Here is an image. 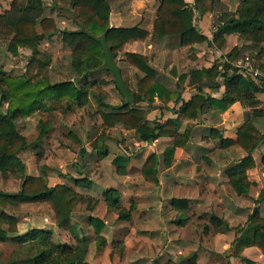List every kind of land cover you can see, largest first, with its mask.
Masks as SVG:
<instances>
[{
    "label": "crops",
    "instance_id": "0c3cea01",
    "mask_svg": "<svg viewBox=\"0 0 264 264\" xmlns=\"http://www.w3.org/2000/svg\"><path fill=\"white\" fill-rule=\"evenodd\" d=\"M106 1L110 5L109 24L111 26H137L148 31L144 40L127 41L113 57L126 87L133 92V100L128 102L129 105L146 109V120L150 125L155 122H171L168 127L171 130L150 140H143L136 128L121 122L113 125L110 128V136L104 141L107 148L109 140L116 137L113 133L115 127L128 131L134 130L137 134L134 141L137 148L129 152L115 153L116 155L112 157V162L115 163H113L115 171L117 162L114 161V158L116 156L123 158L121 163L124 172L122 174L117 172V179L121 177L123 178L121 180H128L133 187L131 185L128 187L127 184L122 190L123 192L111 184L105 188L117 189L119 192L117 204L122 203L123 196L127 191L132 196L141 194L142 200L145 196L147 202L136 203L137 200H134L133 204L132 199H130L128 217L134 219L135 222L142 211L147 212V214L144 213L143 221H141L144 226L142 232L146 234L145 242H148L149 245L153 244L157 250H161V255L164 253L163 256H166L160 261L161 264H202V257L205 258L204 264H212V256L215 254L213 250H225L226 263L228 261L245 264L243 258H247L253 264H264V254L255 245L245 246L239 255L232 254L231 248L237 235L235 227L244 224L252 211V209L246 208L249 206L247 201L256 200L260 190L264 188V167L261 158L264 155V139L251 152L253 164L244 169V175L240 173V182L248 183L246 190L234 187L231 181L238 177L237 171L241 169V159L247 152L237 143L226 142L228 138L236 139L239 127L246 120H250L259 133L264 135V86L245 74L237 65L238 59L248 56L264 66V42H256L242 34V31L251 28L247 21L238 19L225 22L226 18L235 12L241 0H219V3L212 5L209 3V10L202 12L194 7V0H185L193 12L192 24L206 36L204 40L191 43L182 42L179 34L154 35V21L158 15L161 0ZM42 4L44 9L45 5ZM49 4V13L42 14L39 18L43 16L53 17L57 29L44 34L37 44L38 49L50 57L48 81L54 83L71 80L80 91H84V95L79 101L71 102L69 109L72 112L57 111L55 114L52 113L51 107L56 101L53 97L47 98L41 109L51 118L49 120L43 118L48 122V129L39 146L45 148V152L50 150L54 152L49 157L52 162H44L43 164L53 166L58 163L64 172L65 160L61 154L64 150H70V147L74 150L75 145L81 149L85 148L86 152H91L92 145L89 137L94 135L91 139L95 144V136L100 132L102 121L100 115V119L93 120L92 123H97L99 132L95 133L96 129L94 128V134H92L89 129H82L78 125L71 126L73 121H69L68 115L82 114L84 110L81 113V108L83 109L84 105L87 104L102 105V109L98 112L109 111L111 110L109 105L121 103V97L115 93L112 87L115 86L117 92L122 93L117 88L113 80L114 75L110 70L104 69L103 66H96L83 71L74 65L71 49L63 41V30L75 29L79 24L74 19L71 8L59 7L55 3ZM225 11L227 14L224 17L223 12ZM221 24L224 28V42L221 46H217L213 42V38L217 27ZM37 28L39 29V27ZM19 49L25 52L29 50L27 47H20ZM233 49L237 51L234 56L232 55ZM125 51L137 52L146 56L147 64L154 70L156 79L168 90L176 92L177 97L166 98L155 94L151 101L136 100L134 93L137 90V78L143 76L144 71L127 62L124 56ZM213 64L217 65L216 75L201 76L195 73V70L210 67ZM234 72L240 73L254 83L248 92L245 91L246 95L249 94L245 98V102H242L240 96H236L231 102L221 100L225 94L226 85L231 83L228 78ZM100 79H103L104 82L101 83ZM105 91L107 94L105 93L104 96L93 94V92L101 94ZM194 94L203 95L205 100L197 107V114L187 113L186 115L181 109L182 103ZM62 100L66 101L65 99ZM224 104L226 106L223 108L222 105ZM40 118L42 117L37 116L33 119L34 131L36 129L35 124ZM86 118L89 120V116ZM174 132L183 134L185 137V139L182 138L184 141L182 145L176 143ZM74 137H77L79 142H74ZM128 146L130 148V145ZM151 153L157 155L155 170L157 183L146 179L142 174V165ZM234 153L239 155L234 156ZM99 154L105 157L109 152ZM132 173H138V175L133 176ZM71 174L82 176L79 173L77 175ZM47 176H51V180L54 181L49 182L50 184L65 183L76 190L80 196L84 191L93 190L90 186L76 185L73 180L70 182L64 178L61 179L59 176L55 177L53 173L47 174ZM88 178L92 179L91 177ZM252 184L260 185L258 193L251 192ZM225 185L230 186L231 192L229 193L232 194L228 198V205L223 202L226 197L220 192ZM143 188L145 194L138 193ZM104 194L105 190L102 197L107 205ZM210 200L215 201L213 208L210 204L208 205ZM29 204H31V210H27L28 208L25 207L28 206V203L17 204L11 201L5 206L8 213H13L18 218L17 231L10 232L11 236L24 233L34 227L46 229L51 235L63 231V228L55 223L52 209L46 208L48 206L45 205L46 202ZM117 204L114 206L116 207ZM225 205L229 207L227 211ZM8 206L13 207V209L9 210ZM92 207V203L89 207L85 205L83 210L81 208V214L89 209L91 211ZM208 211H210L209 219L213 221L216 228L209 229V236L203 242L200 241L198 232L201 227L202 213ZM73 214L74 210L72 209L70 229H66L64 232H73L72 235L76 239L84 236L88 241V234L80 233L82 231L81 223H77ZM88 214V216L94 215L101 219L104 223L102 227L106 225V219L102 216L95 215L93 212ZM243 214H245L244 217ZM212 215H215L217 219L212 218ZM118 218H120L119 221L125 220V217L118 216ZM239 218L242 222L234 223ZM24 221L28 226L22 228ZM221 225H225V228H219ZM135 226H137L136 223L132 227L133 230H136ZM59 243H66V241ZM67 244L73 245V241ZM85 255L84 253L83 264H85ZM139 259L140 257L128 264H141Z\"/></svg>",
    "mask_w": 264,
    "mask_h": 264
},
{
    "label": "trees",
    "instance_id": "16d2710c",
    "mask_svg": "<svg viewBox=\"0 0 264 264\" xmlns=\"http://www.w3.org/2000/svg\"><path fill=\"white\" fill-rule=\"evenodd\" d=\"M218 2L219 0H194V7L201 12L207 11L210 8L209 3L212 5ZM54 3L59 7L71 8L73 17L79 24L75 29L63 30V41L70 47L72 62L79 70L86 71L104 64V52L100 40L96 37L97 35L103 34L112 58L127 41L144 40L148 35L146 29L137 26H111L109 24L110 5L106 0H54ZM160 3L158 15L154 21L155 36L166 33L179 34L184 43L206 39V36L192 24L193 12L185 0H161ZM24 8L26 12L13 13L22 8L17 0H12L10 9L2 12L0 16L3 28L12 34L8 49L15 54L19 47L30 48V55L22 73H2L0 75V84H3L5 89V92H2V87H0V101H7L6 109L0 111V136L4 135V140L0 142V169L15 167L16 165L23 167L18 150L28 147V145L38 146L48 129V122L39 119L37 123L38 138L29 142L18 129L16 117H25L40 111L45 100L50 97L56 101L65 99L72 102L79 101L84 95V91H80L71 80L54 83L48 81L47 67L50 57L40 51L37 44L44 34L57 29L56 22L50 16L39 18L40 10L43 8L40 0H27ZM31 11L35 12L32 14ZM225 14L227 13H224V17ZM238 19L247 21L251 26L250 29L242 31L243 35L256 42H264V0H241L235 12L228 16L225 22ZM223 32L224 28L221 24L217 27L213 38V42L217 46H221L224 42ZM236 53L237 51L233 49L232 55L234 56ZM124 56L127 62L144 71V75L137 78V90L134 93L136 100L151 101L155 94L166 98L177 97L176 92L168 90L156 79L154 70L147 64L146 56L129 51H125ZM216 68L217 65L213 64L210 67L195 70V73L201 76H214L217 72ZM228 81L232 84L226 85L227 88L221 100L231 102L236 96H240L242 102H245V98L249 96L248 93L246 95L245 91L248 92L254 83L237 72H234ZM93 94L103 96V93L93 92ZM124 100L120 104L109 105L111 108L109 111H100L101 129L94 144L99 153L107 152L104 141L110 136V128L117 122L136 128L143 140H150L171 130L168 128L171 122H155L150 125L146 120V109L131 106ZM204 100L203 95L194 94L182 103L181 109L186 115L187 113L197 114L196 109ZM225 106L226 104L222 105L223 108ZM174 135L176 143L182 145L184 143L183 134L174 132ZM263 139L264 135L259 133L250 120L244 121L239 127L236 139H226L227 143H237L247 152L241 159V169L237 171L238 177L231 181L234 187L246 190L248 183L240 182V173L244 175V169L253 164L251 152ZM223 140L225 139L223 138ZM122 159L121 156L114 158V161L117 162L116 171L119 174L124 172ZM262 163L264 165V155ZM156 166V153H151L142 165L143 176L155 183L158 182L155 172ZM22 177L18 190L12 192L0 190V242L13 240L21 244L28 243L30 245L29 250L32 251H29L24 257L12 258L5 264H47L51 259L55 260V264H83L86 250L84 236L78 237L76 245L72 246L67 243L49 242L50 232L37 227L14 236L9 234V232L17 230V218L16 215L3 209L7 202L47 201L53 210L55 223L59 227L69 228L72 208L80 197V194L69 185L65 183L50 185L40 174L24 173ZM70 178L76 185L88 186L91 183L90 179L84 175H70ZM104 195L110 208L119 201L118 192L114 188L105 189ZM263 200L264 188L260 190L256 202L259 203ZM118 216L121 218L128 217V212L119 213ZM212 218L217 219L215 215H212ZM89 220L98 233L104 225L103 221L94 215H90ZM4 223L7 224L6 227H4ZM235 229L237 235L232 242V254L239 255L241 250L248 245L257 246L264 254V214H261L257 207L252 209L245 223L237 225ZM98 236L99 241H104L102 235ZM243 259L245 264H253L251 260Z\"/></svg>",
    "mask_w": 264,
    "mask_h": 264
},
{
    "label": "rangeland",
    "instance_id": "374dc122",
    "mask_svg": "<svg viewBox=\"0 0 264 264\" xmlns=\"http://www.w3.org/2000/svg\"><path fill=\"white\" fill-rule=\"evenodd\" d=\"M12 0H0V16L1 13L4 11H8L10 9ZM19 3V6H21L22 9L16 10V12L13 13H21L26 12V9L24 8L25 4L27 3V0H17ZM40 3H44L45 8H41L39 16H42V14H47L48 7L50 6L49 3H54V0H40ZM219 3V2H218ZM43 5V4H42ZM223 10V8H220ZM28 12V11H27ZM35 11H31L33 14ZM223 13H226L223 12ZM3 24L0 21V75L2 73H11V74H18L22 73L25 69V65L27 63V60L30 55V48L28 52H25L24 50H21L18 48L17 53H12L8 49V44L11 38V33L7 32L8 30H5L2 26ZM25 47V46H23ZM44 53V52H43ZM256 64H260V62L255 61ZM50 65V59L49 64ZM48 67H47V73H48ZM52 78V77H51ZM48 79V76H47ZM101 83H103V79H100ZM0 87H2V92H5L3 84H0ZM120 97V102H123L124 95L119 94L117 92V89L115 86L112 87ZM106 91L103 93V96L105 95ZM107 94V93H106ZM133 100V99H132ZM131 102V101H130ZM129 102V103H130ZM127 103V104H129ZM70 104L69 101H55L53 106L51 107L52 113L55 114L57 111H63V112H72L70 110ZM7 106L6 100L0 101V111L5 110ZM102 109V105L100 104H87L84 105L83 109L84 112L82 114L77 115H68L69 121H73L71 126L78 125V127L82 129H89V131L94 134V128L96 129V132H99V128H97V123H92L93 120L100 119V112L99 110ZM80 112V111H78ZM77 112V113H78ZM35 114V115H34ZM41 116L43 118L49 120L51 117L47 116L43 110L36 111L32 113L29 116H18L16 117V124L18 129L23 133L27 140L29 142H32L36 140L38 137V127L37 123L35 124V131L34 128V117ZM89 116V120H87L86 117ZM29 117V118H28ZM54 117V116H53ZM85 117V118H84ZM91 121V122H89ZM87 123V124H85ZM68 125V124H66ZM68 127H70L68 125ZM76 127V128H78ZM79 129V128H78ZM114 136L112 140H109V146L107 148V152H109L108 155L105 157L100 156L97 149L93 148V139L91 137H94V135L90 136L91 140V152H86V149H81L78 147V145H75V149L73 150L70 147V150H64V152L61 154V157L63 160H65V163L63 165L64 172H62L61 167L58 163L54 164L53 166H50L48 164H43L44 162H52L49 160V157L54 154L52 150L45 152V148L41 146H32L28 145V147H23L18 150V155L21 159V162L23 163V167H20V165H16L15 167H9L5 169H0V190L3 191H16L18 190L20 183L23 179L24 173L29 174H40L44 177V179L48 182V184L54 182L51 180V176H47V174L53 173L54 176H59L61 179H67V181L72 182V179L70 178V175L73 176L74 173L77 175V173L81 175H86L87 177H91L92 179L90 183V187H92L93 190L90 191H84L82 192V196H80L77 201L75 202L73 206L74 214L73 217L76 219L77 223H81V229L82 231L80 233L88 234V241H86V250H85V264H128L132 262V260L137 259L140 257L139 261L141 264H161L160 261H162L166 256H163L164 253L161 255L160 251L157 250V248L153 244H148V242H145V236L146 234L142 232L143 225L141 221H143L144 213L147 214L146 211H142L138 219L134 222V219H131V217H125V220H120L118 218L119 213H127L128 212V206L130 203V199H132L133 204L134 200H137L136 203L141 202H147V199L142 200L143 197L139 196H132L129 195V191L124 194L123 201L120 204H117V206H110L106 205L104 203L102 194L104 190L106 189L108 185H115L119 188L120 192H123L124 188L127 186L130 187V183L128 180H121L123 178L117 179V171H115V163L112 162L113 155H116L121 152H129L130 150H134L137 148V144L135 141L136 139V132L134 130L128 131L126 129L122 130L120 127L114 128ZM74 135V134H73ZM98 135V133H97ZM96 135V136H97ZM95 136V137H96ZM69 138L68 136H66ZM75 138V137H74ZM4 140V135L0 136V142ZM71 140V139H70ZM79 142L78 138L76 137L74 142ZM130 145V148L129 146ZM41 150V151H39ZM86 152V153H85ZM88 153V154H87ZM116 153V154H115ZM238 156V153H234V156ZM259 159V156L257 157ZM262 158V157H261ZM114 163V164H113ZM41 164V166H40ZM264 167V165H263ZM77 172H76V171ZM67 175V176H64ZM116 175V176H115ZM132 175L136 176L138 173H132ZM64 176V177H63ZM130 179V178H129ZM135 179V178H134ZM50 182V183H49ZM126 184V185H125ZM53 185V184H50ZM132 186V185H131ZM139 186V185H138ZM133 187V186H132ZM123 188V189H122ZM251 192L252 193H258L260 189V185L258 184H252L251 185ZM117 190V189H116ZM118 192V191H117ZM223 195H225V199H223V202L229 203V197L232 195L229 192H231V188L229 185H225L221 191ZM145 194V190L143 188L140 189V192ZM147 193V191H146ZM119 194V192H118ZM131 196V197H129ZM233 197V196H232ZM225 200V201H224ZM11 201L7 202L5 206L10 203ZM36 202H42V201H36ZM45 205L46 208L50 207V204L47 201ZM119 202V201H118ZM117 202V203H118ZM17 204H26L28 203L27 210H31V204L29 203H35V202H15ZM92 203V209L91 211H85L81 214V208L83 210V207L86 205L89 207V205ZM215 201H208V205L210 204L211 208L214 207ZM249 206H247V209H253L254 207H257L259 212L264 214V200L260 203L256 202L255 199H250L247 201ZM119 205V206H118ZM225 205L226 211L229 209V207ZM5 206H3V209L6 211ZM1 209V206H0ZM9 210H12L13 207L8 206ZM52 209V208H51ZM23 211V210H22ZM35 211V209H34ZM53 211V210H52ZM48 212V211H47ZM93 212L95 215L102 216L106 219V225L100 229V231L97 233L92 225V223L89 222V214ZM50 214V212H48ZM87 213V214H85ZM209 213L203 212L202 213V222H200V230L198 232L200 241H205V238L209 236V229L216 228V225H214L213 221L209 219ZM13 214V213H12ZM15 215V214H14ZM245 214H243V217ZM54 217V213H53ZM17 218V216H16ZM18 219V218H17ZM119 219V220H118ZM243 219V218H242ZM237 219L234 221L241 223L242 220ZM18 222V220H17ZM134 223H136L137 226H135L136 230H133ZM133 224V225H132ZM4 227H6V223L3 224ZM26 221L22 223V228L26 227ZM63 228V227H61ZM219 228H225V225H221ZM68 230L69 228H63V231H59L58 233L50 234L49 242L52 243H59L60 241H66V243L70 242L75 246L77 243V239L73 237V232H64V230ZM17 231V230H16ZM10 233V232H9ZM78 232V234L80 235ZM145 234V235H144ZM98 235H104V241H99ZM75 239V240H73ZM29 244H21L13 240H6L3 242H0V264L7 263L10 259L15 257H24L28 254L29 251ZM36 246H42V245H36ZM215 254H213V263L212 264H236L234 262L230 263L225 259V250L217 251L213 250ZM217 251V252H215ZM56 256V255H55ZM151 259V260H150ZM204 257L201 258V263L204 261ZM47 264H55V260L51 259L47 262Z\"/></svg>",
    "mask_w": 264,
    "mask_h": 264
},
{
    "label": "water",
    "instance_id": "95a60500",
    "mask_svg": "<svg viewBox=\"0 0 264 264\" xmlns=\"http://www.w3.org/2000/svg\"><path fill=\"white\" fill-rule=\"evenodd\" d=\"M96 37L100 40L101 46H102V49L104 52L105 59H104V64L102 65L103 68L110 70L113 73L115 83H116L118 89L120 90V92L122 93V95H124L125 102L128 103V102L132 101L133 92L126 87L124 80L122 78L120 69H119L118 65L116 64V62L111 57L109 48H108L106 42L104 41L103 34L97 35Z\"/></svg>",
    "mask_w": 264,
    "mask_h": 264
},
{
    "label": "built area",
    "instance_id": "2783aa9c",
    "mask_svg": "<svg viewBox=\"0 0 264 264\" xmlns=\"http://www.w3.org/2000/svg\"><path fill=\"white\" fill-rule=\"evenodd\" d=\"M237 65L245 74L249 75L259 84L264 86V66L256 64L255 61L248 56L238 59Z\"/></svg>",
    "mask_w": 264,
    "mask_h": 264
}]
</instances>
